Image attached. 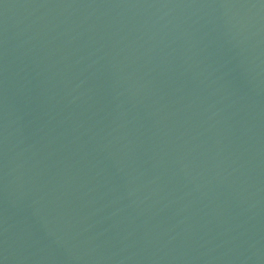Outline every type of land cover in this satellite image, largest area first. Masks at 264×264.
<instances>
[{
	"label": "water",
	"instance_id": "water-1",
	"mask_svg": "<svg viewBox=\"0 0 264 264\" xmlns=\"http://www.w3.org/2000/svg\"><path fill=\"white\" fill-rule=\"evenodd\" d=\"M0 264H264V0H0Z\"/></svg>",
	"mask_w": 264,
	"mask_h": 264
}]
</instances>
